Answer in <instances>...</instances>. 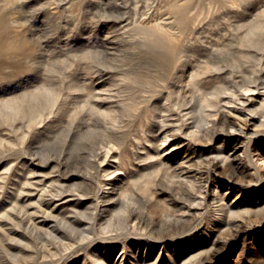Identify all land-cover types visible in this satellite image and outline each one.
Returning a JSON list of instances; mask_svg holds the SVG:
<instances>
[{
  "label": "rangeland",
  "instance_id": "374dc122",
  "mask_svg": "<svg viewBox=\"0 0 264 264\" xmlns=\"http://www.w3.org/2000/svg\"><path fill=\"white\" fill-rule=\"evenodd\" d=\"M262 122L264 0H0V264H264Z\"/></svg>",
  "mask_w": 264,
  "mask_h": 264
},
{
  "label": "bare ground",
  "instance_id": "6f19581e",
  "mask_svg": "<svg viewBox=\"0 0 264 264\" xmlns=\"http://www.w3.org/2000/svg\"><path fill=\"white\" fill-rule=\"evenodd\" d=\"M247 121H250V119H248ZM263 124H264V122H262ZM233 127V126H232ZM233 128H235V127H233Z\"/></svg>",
  "mask_w": 264,
  "mask_h": 264
}]
</instances>
